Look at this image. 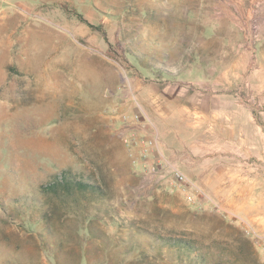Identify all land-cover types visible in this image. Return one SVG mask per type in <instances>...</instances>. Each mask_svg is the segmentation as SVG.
<instances>
[{"label": "rangeland", "instance_id": "rangeland-1", "mask_svg": "<svg viewBox=\"0 0 264 264\" xmlns=\"http://www.w3.org/2000/svg\"><path fill=\"white\" fill-rule=\"evenodd\" d=\"M219 21L264 39V0H21L0 25V264H75L76 217L54 234L41 217V186L64 170L106 191L86 206L98 237L84 264H264L239 226L189 204L156 166L147 71L161 65L164 28L182 37Z\"/></svg>", "mask_w": 264, "mask_h": 264}, {"label": "crops", "instance_id": "crops-1", "mask_svg": "<svg viewBox=\"0 0 264 264\" xmlns=\"http://www.w3.org/2000/svg\"><path fill=\"white\" fill-rule=\"evenodd\" d=\"M20 5L0 0V25ZM252 29L199 22L179 37L165 26L161 65L147 75L157 77L160 161L207 194L206 210L264 238V39Z\"/></svg>", "mask_w": 264, "mask_h": 264}, {"label": "trees", "instance_id": "trees-1", "mask_svg": "<svg viewBox=\"0 0 264 264\" xmlns=\"http://www.w3.org/2000/svg\"><path fill=\"white\" fill-rule=\"evenodd\" d=\"M41 193L48 201V209L41 213L42 221L49 224L50 231L54 234L57 222L64 224L67 218L76 217L75 234L81 239L80 251L76 255L75 264H84L86 261L87 249H85L88 238H97L98 233L93 226L96 216L86 213V206L89 201L102 199L106 195L103 187L90 181L80 179L72 174L71 170H64L55 175L54 180L47 185L41 186ZM77 224L78 227H77ZM58 247H62L64 241L55 238ZM54 244V243H52ZM244 245L250 249L255 248L254 243L246 236ZM51 263L54 261L51 260Z\"/></svg>", "mask_w": 264, "mask_h": 264}, {"label": "built area", "instance_id": "built-area-1", "mask_svg": "<svg viewBox=\"0 0 264 264\" xmlns=\"http://www.w3.org/2000/svg\"><path fill=\"white\" fill-rule=\"evenodd\" d=\"M144 146L143 151L148 153L152 147L155 146L153 140H143L141 141ZM126 143L131 147L137 144V139H126ZM158 171L160 172V180L164 182H170L173 188L185 195L186 200L189 204H193L197 209H205L206 205L209 203V198L204 191L199 188L195 183H193L190 178L183 171L177 168H170L168 164L158 161L157 165ZM247 235H251L256 240L258 246L264 250V238L257 235L253 230L247 229Z\"/></svg>", "mask_w": 264, "mask_h": 264}]
</instances>
